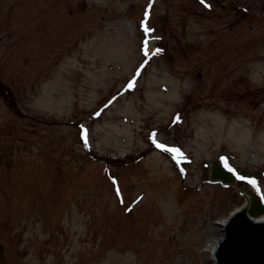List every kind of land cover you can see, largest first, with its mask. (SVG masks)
Returning <instances> with one entry per match:
<instances>
[{
	"label": "rangeland",
	"instance_id": "rangeland-1",
	"mask_svg": "<svg viewBox=\"0 0 264 264\" xmlns=\"http://www.w3.org/2000/svg\"><path fill=\"white\" fill-rule=\"evenodd\" d=\"M253 197L264 0H0V264H215Z\"/></svg>",
	"mask_w": 264,
	"mask_h": 264
},
{
	"label": "water",
	"instance_id": "water-1",
	"mask_svg": "<svg viewBox=\"0 0 264 264\" xmlns=\"http://www.w3.org/2000/svg\"><path fill=\"white\" fill-rule=\"evenodd\" d=\"M249 208L243 204L222 223L224 234L215 245V264H264V218H253Z\"/></svg>",
	"mask_w": 264,
	"mask_h": 264
},
{
	"label": "trees",
	"instance_id": "trees-1",
	"mask_svg": "<svg viewBox=\"0 0 264 264\" xmlns=\"http://www.w3.org/2000/svg\"><path fill=\"white\" fill-rule=\"evenodd\" d=\"M250 204L249 213L252 217L257 218L264 214V202L261 199L253 197L250 199Z\"/></svg>",
	"mask_w": 264,
	"mask_h": 264
},
{
	"label": "snow or ice",
	"instance_id": "snow-or-ice-1",
	"mask_svg": "<svg viewBox=\"0 0 264 264\" xmlns=\"http://www.w3.org/2000/svg\"><path fill=\"white\" fill-rule=\"evenodd\" d=\"M157 147L163 148L164 146L163 145H157ZM166 150L170 151V152H178V150H176V149H166ZM240 179H243V177H240Z\"/></svg>",
	"mask_w": 264,
	"mask_h": 264
},
{
	"label": "bare ground",
	"instance_id": "bare-ground-1",
	"mask_svg": "<svg viewBox=\"0 0 264 264\" xmlns=\"http://www.w3.org/2000/svg\"><path fill=\"white\" fill-rule=\"evenodd\" d=\"M245 208V207H244ZM242 209V208H240ZM223 223V222H222ZM215 247L211 250L212 256L214 255ZM214 257V256H213Z\"/></svg>",
	"mask_w": 264,
	"mask_h": 264
}]
</instances>
